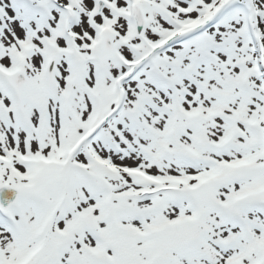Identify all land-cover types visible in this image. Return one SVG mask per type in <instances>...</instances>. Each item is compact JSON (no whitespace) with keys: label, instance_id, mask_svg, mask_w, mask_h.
Segmentation results:
<instances>
[{"label":"snow or ice","instance_id":"snow-or-ice-1","mask_svg":"<svg viewBox=\"0 0 264 264\" xmlns=\"http://www.w3.org/2000/svg\"><path fill=\"white\" fill-rule=\"evenodd\" d=\"M0 264H264V0H0Z\"/></svg>","mask_w":264,"mask_h":264}]
</instances>
